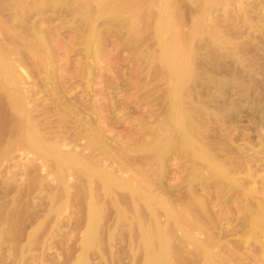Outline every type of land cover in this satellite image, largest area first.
Instances as JSON below:
<instances>
[{
	"label": "rangeland",
	"instance_id": "1",
	"mask_svg": "<svg viewBox=\"0 0 264 264\" xmlns=\"http://www.w3.org/2000/svg\"><path fill=\"white\" fill-rule=\"evenodd\" d=\"M42 1L0 0V264H264L250 200L155 150L182 88L191 136L264 200V0Z\"/></svg>",
	"mask_w": 264,
	"mask_h": 264
},
{
	"label": "bare ground",
	"instance_id": "2",
	"mask_svg": "<svg viewBox=\"0 0 264 264\" xmlns=\"http://www.w3.org/2000/svg\"><path fill=\"white\" fill-rule=\"evenodd\" d=\"M44 1V0H43ZM42 1V2H43ZM46 1V0H45ZM98 1V0H97ZM104 1V0H103ZM41 2V3H42ZM52 2V1H51ZM83 2V1H82ZM99 2H101V1H99ZM40 3V2H39ZM66 3V2H65ZM64 3V4H65ZM107 3V2H106ZM105 3V4H106ZM49 4H51V3H49ZM93 4V3H92ZM104 4V3H103ZM111 5V4H110ZM25 6V5H24ZM20 8V7H19ZM36 8V7H35ZM114 8V7H113ZM172 8V7H171ZM20 9H18V11H19ZM95 11V10H94ZM21 12V11H20ZM86 12V11H85ZM100 17V16H99ZM168 17V16H167ZM161 18V17H160ZM97 19V18H96ZM164 19H166V18H164ZM84 20V19H83ZM163 20V19H162ZM90 21H91V19H90ZM169 21V20H168ZM90 23V22H89ZM91 24V23H90ZM163 24H165L164 22H163ZM166 25V24H165ZM167 26V25H166ZM90 27H91V25H90ZM164 27V26H163ZM176 27V26H175ZM87 28V27H86ZM134 28V27H133ZM164 28H166V27H164ZM168 29V28H167ZM163 30V29H162ZM161 30V31H162ZM91 31H92V29H91ZM35 32V31H34ZM33 32V33H34ZM165 32V31H164ZM94 33V29H93V32H92V34ZM158 33H159V31H158ZM167 33V32H166ZM94 35V34H93ZM173 35V34H172ZM35 36V35H34ZM164 36V35H163ZM29 37V36H28ZM90 37V36H89ZM173 37V36H172ZM175 37V36H174ZM177 37V36H176ZM175 37V38H176ZM182 37V36H181ZM175 38H173V39H175ZM35 39H36V41H37V38H36V36H35ZM90 39V38H89ZM40 40H42V39H40ZM181 40H183V39H181ZM167 41V40H166ZM166 41H165V43H166ZM175 42H173V41H171V43L172 44H170V46H173V47H175V45L177 44L176 43V41H177V38L174 40ZM38 42V41H37ZM84 42V41H83ZM177 42H180V41H177ZM184 42H186V41H184ZM40 43H41V41H40ZM47 43V42H46ZM173 43H175V45H173ZM45 44V43H44ZM163 44H164V42H163ZM167 44H169V43H167ZM48 45V44H47ZM160 45V44H159ZM165 46H166V44H164ZM164 45H162V46H164ZM178 45H180L179 43H178ZM177 45V46H178ZM38 46V45H37ZM36 46V47H37ZM40 46H44L45 47V45H40ZM184 46V45H183ZM167 47V46H166ZM166 47H165V49H166ZM168 47H169V45H168ZM3 48V47H2ZM171 48V47H170ZM177 48H179V47H177ZM177 48H175V49H177ZM181 48V47H180ZM180 48H179V51H180ZM8 49V48H7ZM10 49V48H9ZM89 49V48H88ZM172 50H173V48H171ZM174 49V50H175ZM5 50V49H4ZM35 50V49H34ZM39 50V49H38ZM42 50V49H41ZM164 49H162V52H164L163 51ZM172 50H168L169 52L168 53H170V54H168L167 53V57L166 58H168L167 60H168V64H169V66L166 64V66H168L167 68L169 69V70H171V78H173V80H174V82H178V83H181V85L183 84V83H185V81L187 80V78H186V76L184 75V68L186 67V68H188V67H190V66H188L189 64H186L187 66H185V61L183 62V57H182V61L180 62L179 60H178V54H177V52H174L173 51V53L171 52ZM2 51H3V49H2ZM16 51V50H15ZM47 51V50H46ZM45 51V52H46ZM93 51V50H92ZM177 51V50H176ZM183 51V50H182ZM9 52V51H8ZM7 52V53H8ZM37 52V51H36ZM42 51H40V53H41ZM166 52H167V50H166ZM165 52V53H166ZM87 53H89V51L87 52ZM181 53V52H180ZM188 54V53H187ZM11 55V54H10ZM10 55H7V56H10ZM42 56V55H41ZM94 56V55H93ZM3 57V56H2ZM40 57V56H39ZM46 58V57H45ZM3 59H4V57H3ZM41 59V58H40ZM193 59V58H192ZM8 60V59H7ZM48 61V60H47ZM50 61V60H49ZM184 64H183V63ZM189 62V61H188ZM19 64V63H18ZM48 64V63H47ZM156 65V64H155ZM2 66V65H1ZM18 66V65H17ZM165 66V67H166ZM186 68H185V70H186ZM11 70H14L13 68H10ZM9 69V70H10ZM3 71V70H2ZM3 72H7V69L6 70H4ZM186 72V71H185ZM10 73V72H9ZM9 73H7L6 75L9 77L10 76V74ZM186 74V73H185ZM188 74V73H187ZM236 74V73H235ZM4 75V74H3ZM6 75H4L5 77V79L7 78L8 79V77H6ZM11 75H12V72H11ZM11 77V76H10ZM9 77V78H10ZM194 77V76H193ZM241 77V76H240ZM3 78V77H2ZM13 78V77H12ZM15 78H16V76H15ZM189 78V77H188ZM195 79V78H194ZM9 81H10V79H8ZM7 80V81H8ZM189 80V79H188ZM11 81H13L12 79H11ZM171 81V80H170ZM192 81V80H191ZM239 81V80H238ZM189 82V81H188ZM187 82V83H188ZM264 82V81H263ZM10 83V82H9ZM8 83V84H9ZM191 83V82H190ZM212 83V82H211ZM14 84V85H13ZM177 84V83H176ZM264 84V83H263ZM10 85H12V87H13V89L15 90V83H10ZM178 85V84H177ZM173 86V85H172ZM179 86H180V84H179ZM240 86V85H239ZM19 87V86H18ZM183 87V86H182ZM187 87V86H186ZM185 88V87H184ZM13 89L11 88V91L12 92H14L13 91ZM179 89H182V88H179ZM179 89L178 88H176L175 87V89L173 90V94H172V98H175V99H172L173 101H174V103L173 104H171L172 105V107H170L171 108V110H172V112H171V115H169V116H171L170 117V123H172V124H176V126L177 127H180L179 129V134H176V135H179L175 140H173V138H171L170 136L169 137H167V138H164V141H162L163 142V144L161 145V144H158L159 145V148L158 149H156L155 147V150L157 151V150H159V155H164V154H166V153H168V152H171V151H174V153L175 152H186V154L188 153L189 155H191V157H192V160H193V162L191 163V167H193V171H194V173H199L200 174V172L202 173V171H205V172H207L208 173V175H206V173H205V175H206V177H207V179L209 178V177H211V179H213L214 181H215V183H218V185L223 189V190H225V191H228V192H235L234 194H242L243 195V197L246 199V200H250L249 201V203L247 202L246 203V211H244V215H243V219L245 218V220H244V222L245 221H247L246 223L247 224H249L248 226H249V231H253L254 233H251V235L253 234L254 236H252V239H254V238H256L257 240H256V243L259 245V247H258V249L260 248V249H262V250H264V248H263V244H264V200H259V198H256L255 199V201L253 200V199H251L253 196L252 195H254V190L252 191V190H246V187L245 186H243L244 185V183L243 182H247L248 181V178H246L247 180L245 181V179H240V178H237L236 177V175H233V174H231V171L229 170V168H228V166H230V165H225L224 164V162H222L220 159H219V157H218V155L220 154V152H218V154H217V152H215V151H213L212 149H210L208 146H206L205 144H203V143H201L200 141L198 142L197 140L198 139H196V137H194V134L191 136V131H189V125H188V123H191L190 121V119L188 118V117H186V116H188V115H186L185 113H187V111H182V109L184 108L183 107V105L185 104V102H184V104L182 103L183 101H180L179 100V96H180V91H182V90H180L179 91ZM241 89H243V88H241ZM240 89V90H241ZM17 90V89H16ZM15 90V91H16ZM245 89H243V91H244ZM242 90H241V93L243 92ZM172 92V91H171ZM183 92H184V90H183ZM180 93V94H179ZM244 93V92H243ZM15 94H17V96L15 95ZM169 94V93H168ZM13 96V95H15L16 96V102H14L15 100H13V103H12V105L14 106L13 108L15 109V108H17L18 110H19V112L21 113V111L23 110V105L18 101V98H19V94H18V92L16 91L15 93H11L10 94V96ZM19 95V96H18ZM9 96V95H8ZM24 96V95H23ZM25 97V96H24ZM181 97V96H180ZM244 97V96H243ZM15 97H13V99H14ZM21 98V97H20ZM19 98V99H20ZM245 98V97H244ZM22 99V98H21ZM21 99H20V101H21ZM28 100V99H27ZM243 100H245V99H243ZM242 100V101H243ZM29 101V100H28ZM15 103H16V105H15ZM28 103V102H27ZM245 104V103H244ZM248 104H250V103H248ZM186 106V105H185ZM189 106V105H188ZM203 106V105H202ZM220 106V105H219ZM224 106V105H223ZM192 107V106H191ZM222 107V106H221ZM249 107V106H248ZM251 107V106H250ZM12 108V109H13ZM223 108H225V107H223ZM231 108V107H230ZM229 108V109H230ZM233 108V107H232ZM236 108V107H235ZM251 109V108H250ZM170 110V109H169ZM170 110V111H171ZM220 110V109H219ZM222 110H224V109H222ZM221 110V111H222ZM15 111H16V109H15ZM235 111V110H234ZM14 112V111H13ZM19 112H15L16 114H18ZM22 112H24V111H22ZM184 112V113H183ZM191 112V111H190ZM195 112V111H194ZM223 112V114H227L228 112L225 110V111H222ZM222 112L220 113V114H222ZM225 112H227V113H225ZM18 114V115H20L21 116V114ZM197 113V112H196ZM263 113V112H262ZM27 114V113H26ZM29 114H30V112H29ZM185 114V115H184ZM188 114V113H187ZM222 114V115H223ZM240 114V113H239ZM23 115V114H22ZM222 115H221V117H219V118H222ZM227 115H229V114H227ZM227 115H225V118H226V116ZM25 116H27V115H25ZM24 116V117H25ZM31 116H32V114H31ZM196 116H197V114H196ZM219 116V115H218ZM224 116V115H223ZM233 116V115H232ZM231 116V117H232ZM229 117L230 116H227V118L229 119ZM230 117V118H231ZM14 118V117H13ZM23 118V117H22ZM195 119V118H194ZM197 119V118H196ZM227 119V120H228ZM19 121V120H18ZM17 121V122H18ZM63 121V120H62ZM196 121V120H195ZM221 121V120H220ZM224 121H225V119H224ZM1 122V121H0ZM197 123V122H196ZM195 123V124H196ZM6 124V123H5ZM35 124V123H34ZM192 124V123H191ZM36 125V124H35ZM81 125V124H80ZM163 125V124H162ZM192 125H194V124H192ZM192 125H190V126H192ZM19 126V125H18ZM82 126V125H81ZM80 126V127H81ZM176 126H174L175 128H177ZM11 127V126H10ZM22 128V127H21ZM30 128V127H29ZM194 128V127H193ZM23 129V128H22ZM26 129V128H25ZM32 129V128H31ZM191 129V128H190ZM7 130H8V127H7ZM34 130V129H33ZM38 131V130H37ZM82 131V130H81ZM175 131H177V130H175ZM26 132V131H25ZM36 132V131H35ZM48 133V132H47ZM83 133V132H82ZM167 133V132H166ZM176 133V132H175ZM190 133V134H189ZM193 133V132H192ZM19 134V133H18ZM29 134V133H28ZM35 134V133H34ZM80 134V133H79ZM84 134V133H83ZM172 134H174V132L172 133ZM20 135V134H19ZM58 135V134H57ZM77 135H78V133H77ZM167 135V134H166ZM227 135V134H226ZM164 136V135H163ZM174 136V135H173ZM196 136V135H195ZM198 136V135H197ZM220 136V135H219ZM30 138H31V136H29ZM160 137V136H159ZM200 137V136H199ZM217 137H218V135H217ZM28 138V137H27ZM32 138H34V137H32ZM31 138V139H32ZM161 138V137H160ZM170 139V140H167V139ZM198 138V137H197ZM201 138V137H200ZM50 139V138H49ZM30 140V139H29ZM29 140H28V142H27V144H29ZM47 140V139H46ZM161 140V139H160ZM165 140H167V141H165ZM32 141V140H31ZM35 140H33L32 142H31V144L33 145V146H35V145H37L35 142H34ZM42 141V140H41ZM60 141V140H59ZM6 142V141H5ZM8 142V141H7ZM22 142V141H21ZM50 142V141H49ZM42 143H44V142H42ZM64 143V142H63ZM151 143V142H150ZM228 143V142H227ZM35 144V145H34ZM224 144H226V143H224ZM222 145V147H223V150L225 149V151H223V152H226V146L225 145ZM45 145V144H44ZM54 145V144H53ZM94 145V144H93ZM101 145V144H100ZM161 145V146H160ZM247 145V144H246ZM20 146V145H19ZM48 146V145H47ZM221 146V145H220ZM22 147V146H21ZM30 147V146H29ZM32 148V147H31ZM36 148H38V146L36 147ZM150 148V147H149ZM217 148H219L220 149V147H217ZM252 148V147H251ZM227 149H229V148H227ZM20 150V149H19ZM27 150V149H26ZM146 150V149H145ZM154 150V151H155ZM218 150V149H217ZM221 150V149H220ZM230 150V149H229ZM228 150V151H229ZM23 151H25V150H23ZM33 151V150H32ZM153 151V152H154ZM219 151V150H218ZM34 152V151H33ZM236 152V151H235ZM35 153V152H34ZM105 153V152H104ZM158 153V152H157ZM177 153V154H178ZM38 154H39V152H38ZM223 154V153H222ZM167 155V154H166ZM183 155V154H182ZM240 155H242V154H240ZM239 155V156H240ZM223 156V155H222ZM43 157V156H42ZM158 157V156H157ZM8 158V157H7ZM39 158V157H38ZM221 158V157H220ZM256 158V157H255ZM263 159V158H262ZM4 160H6V159H4ZM68 160V159H67ZM81 160V159H80ZM260 160V159H259ZM46 161H47V159H46ZM163 161V160H162ZM230 161V160H229ZM252 162V161H251ZM46 163V162H45ZM67 163V162H66ZM226 163V162H225ZM234 163V162H233ZM242 163H240V165H241ZM68 165V164H67ZM99 165V164H98ZM238 165V164H237ZM251 165V164H250ZM254 165V164H253ZM89 166H90V164H89ZM88 166V167H89ZM239 166V165H238ZM191 167L189 168V169H191ZM232 167H234V166H232ZM241 167V166H240ZM239 167V168H240ZM249 167V166H248ZM253 167V166H252ZM257 167V166H256ZM56 168V167H55ZM61 168H63V167H61ZM202 169H205V170H202ZM245 169V168H244ZM74 170V169H73ZM232 170V169H231ZM252 170V169H251ZM63 171V170H62ZM99 171V170H98ZM192 170H189V172L192 174V172H191ZM3 172V171H2ZM102 173V172H101ZM244 173V172H243ZM63 174V173H62ZM72 174V173H71ZM190 174V175H191ZM198 174V175H199ZM194 174H192L191 176H193ZM195 176V175H194ZM199 176H201V175H199ZM202 176H204L203 174H202ZM200 177V178H203V177ZM245 176V175H244ZM190 177V176H189ZM198 177V176H197ZM205 177V176H204ZM192 178V177H191ZM251 178V177H250ZM189 179V178H188ZM194 179V178H193ZM206 179V180H207ZM240 179V180H239ZM192 181V180H191ZM202 181V180H201ZM205 181V180H204ZM251 181H253V179L251 178ZM88 182V181H87ZM112 182V181H111ZM206 182V181H205ZM249 182V181H248ZM256 182V181H255ZM254 182V183H255ZM188 183H190V182H188ZM195 183V182H194ZM208 183V182H207ZM89 184V183H88ZM101 184H103V183H101ZM211 184V183H210ZM243 184V185H242ZM253 184V183H252ZM63 185V184H62ZM61 185V186H62ZM191 185H193V184H191ZM254 186V185H253ZM130 187V186H129ZM132 189V188H131ZM140 189V188H139ZM143 190V189H142ZM250 191H252V192H250ZM103 192V191H102ZM144 192V191H143ZM259 192V191H258ZM262 192V191H261ZM253 193V194H252ZM256 193V192H255ZM239 194V195H240ZM257 194V193H256ZM94 195V194H93ZM96 195V194H95ZM230 195V194H229ZM258 195V194H257ZM148 196V195H147ZM237 196V195H236ZM241 196V195H240ZM96 197V196H95ZM251 197V198H250ZM100 198V197H99ZM227 198V197H226ZM240 198V197H239ZM238 198V199H239ZM253 198H255V197H253ZM261 198H263V197H261ZM196 199V198H195ZM224 199V198H223ZM258 199V200H257ZM100 200H102V198L100 199ZM253 200V201H252ZM95 201H96V199H95ZM252 201V202H251ZM91 202H92V200H91ZM197 202V201H196ZM202 202V201H201ZM246 202V201H245ZM251 202V203H250ZM200 203V202H199ZM198 203V204H199ZM254 203V204H253ZM197 204V205H198ZM201 204V203H200ZM223 204V203H222ZM254 206H257L258 207V210L257 211H253L252 209H253V205ZM95 205V204H94ZM97 205H98V203H97ZM150 205V204H149ZM202 205V207H203V205H204V203H202L201 204ZM200 205V206H201ZM101 206V205H100ZM139 207V206H138ZM205 207V206H204ZM90 208V207H89ZM104 208V207H103ZM133 208V207H132ZM200 208V207H199ZM209 208V207H208ZM221 208V207H220ZM182 209V208H181ZM200 209H202L203 211H205L204 212V215H205V213L207 212L206 211V209H207V207H206V209L204 210V208H200ZM91 210V209H90ZM119 211V210H118ZM201 211V210H200ZM219 211V210H218ZM241 211V210H240ZM239 211V212H240ZM129 212V211H128ZM153 212V211H152ZM162 212V211H161ZM97 213V212H96ZM125 213V212H124ZM154 213V212H153ZM202 213V212H201ZM90 214V213H89ZM98 214V213H97ZM144 214V213H143ZM203 214V213H202ZM202 214H200L201 216H202ZM96 215V214H95ZM156 215V214H155ZM184 215V214H183ZM198 215V214H197ZM199 215V216H200ZM206 215H208V214H206ZM93 216H94V214H93ZM121 216H124V215H121ZM132 216V215H131ZM180 216V215H179ZM178 216V217H179ZM97 217V216H96ZM157 217H158V215H157ZM209 217V216H208ZM95 218V217H94ZM123 218H125V217H123ZM133 218V217H132ZM199 218V217H198ZM201 218V217H200ZM206 217H204V219H205ZM134 219V218H133ZM181 219V218H180ZM180 219L179 220H177L178 221V223H180V225H181V223L182 222H180ZM203 219V218H202ZM207 219H209V218H207ZM207 219H206V221H207ZM99 221V220H98ZM97 221V222H98ZM101 221V220H100ZM150 221V220H149ZM182 221V220H181ZM135 222H137V221H135ZM141 222V221H140ZM155 222V221H154ZM93 223V222H92ZM95 223V222H94ZM131 223V222H130ZM139 223V222H138ZM242 223H243V221H242ZM98 224V223H97ZM134 224V223H133ZM151 224H152V222H151ZM186 224V223H185ZM96 225V224H95ZM187 225V224H186ZM190 224H188V226H189ZM163 226V225H162ZM169 226V225H168ZM171 226V225H170ZM192 226V225H191ZM203 226V225H202ZM96 227V226H95ZM98 227V226H97ZM96 227V228H97ZM138 227V226H137ZM146 227H148V226H146ZM152 227V226H151ZM181 227H183L182 225H181ZM139 228V227H138ZM154 228H155V226H154ZM203 228V227H202ZM144 229V228H143ZM149 229V228H148ZM170 229V228H169ZM174 229V228H173ZM199 229V228H198ZM215 229V228H214ZM203 230V229H202ZM153 231V230H152ZM188 231V230H187ZM249 231H247V232H249ZM140 232V231H139ZM167 232H169L168 230H167ZM171 232V231H170ZM170 232H169V234H170ZM174 232V231H173ZM153 233V232H152ZM214 233V232H213ZM139 234V233H138ZM249 234V233H248ZM145 235H147V232H146V234ZM168 237V235H167V233L166 234H163L162 236H164L165 238H166V236ZM174 235V234H173ZM157 236V235H156ZM159 237H160V235H158ZM140 237V236H139ZM147 238L149 237V236H146ZM251 238V237H250ZM92 239V238H91ZM167 239V238H166ZM157 240V239H156ZM160 241H162V239L160 238L159 239ZM163 240H164V238H163ZM211 240V239H210ZM89 241V240H88ZM142 241V240H141ZM171 241V240H170ZM252 241V240H251ZM143 242V241H142ZM156 242V241H155ZM154 242V243H155ZM255 242V241H254ZM161 243V242H160ZM165 243H166V241H165ZM101 244V243H100ZM162 244V243H161ZM160 244V245H161ZM171 244V243H170ZM255 244V243H254ZM256 244V245H257ZM164 245V244H163ZM163 245H161V246H163ZM257 245V246H258ZM160 246V249H159V251L157 250V251H155V252H157V253H155L154 255H155V257L157 258H160V259H162L163 258V255H164V252L166 251V248H165V245L163 246L164 248H162ZM157 247V246H156ZM155 247V248H156ZM214 247V246H213ZM212 247V248H213ZM154 248V249H155ZM142 249H143V247H142ZM175 249H176V247H175ZM208 250V249H207ZM216 250V249H215ZM262 250L260 251V252H262ZM143 251V250H142ZM145 251V250H144ZM209 251V250H208ZM211 252V251H210ZM176 253V252H175ZM150 254V253H149ZM167 254H168V252H167ZM142 255V254H141ZM198 255H200V254H198ZM152 256V255H151ZM258 257V256H257ZM153 258H154V256H153ZM155 258V259H156ZM167 258V257H166ZM202 258V257H201ZM169 259V258H168ZM171 260V259H170ZM204 260V259H203ZM255 260V259H254ZM209 261V260H208ZM147 263V262H146ZM154 263V262H153ZM173 263H175V262H173ZM202 263V262H201ZM224 263V262H223ZM230 263V262H229ZM155 264V263H154ZM169 264V263H168ZM206 264V263H205Z\"/></svg>",
	"mask_w": 264,
	"mask_h": 264
}]
</instances>
